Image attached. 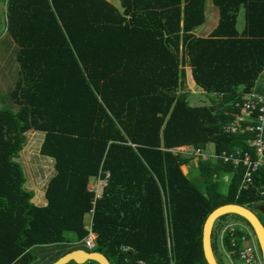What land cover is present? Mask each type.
<instances>
[{
    "label": "trees",
    "instance_id": "1",
    "mask_svg": "<svg viewBox=\"0 0 264 264\" xmlns=\"http://www.w3.org/2000/svg\"><path fill=\"white\" fill-rule=\"evenodd\" d=\"M119 1L7 0L19 77L12 106L0 107V264H35L37 246L83 242L91 213L97 245L87 251L112 264H207L208 216L264 204V164L241 190L242 167L199 159L200 187L182 171L196 157L173 152L251 150L250 135L224 128L264 70V0H211L220 20L208 38L193 32L209 0ZM187 66L213 105L192 106L182 92ZM30 131L45 134L40 154L55 162L46 207L32 203L18 162ZM97 179L107 181L98 199Z\"/></svg>",
    "mask_w": 264,
    "mask_h": 264
},
{
    "label": "built area",
    "instance_id": "2",
    "mask_svg": "<svg viewBox=\"0 0 264 264\" xmlns=\"http://www.w3.org/2000/svg\"><path fill=\"white\" fill-rule=\"evenodd\" d=\"M223 95H220L222 98ZM234 120L225 126L224 130L231 135H250L247 144L251 150L235 149L231 152L224 151L220 155L207 154L201 149L192 150L197 160H220L224 164L232 165L235 169L242 167L244 175L241 182V190H247L253 185L254 177L264 164V97L255 92L241 95L234 103ZM179 152V149L173 150ZM108 177V176H107ZM107 181L104 180V187ZM95 198L101 197L102 191L90 189ZM89 231L84 245L93 250L97 245V235L92 231V225L86 228ZM229 235L230 250L224 246V235ZM222 252L229 261H234V256L239 264H264L261 249L257 237L250 226L242 221L227 224L221 230ZM124 252L131 251L129 247H123ZM96 264V263H85ZM140 264H144L140 262Z\"/></svg>",
    "mask_w": 264,
    "mask_h": 264
},
{
    "label": "crops",
    "instance_id": "3",
    "mask_svg": "<svg viewBox=\"0 0 264 264\" xmlns=\"http://www.w3.org/2000/svg\"><path fill=\"white\" fill-rule=\"evenodd\" d=\"M110 3L115 4L117 7L121 8V3L119 0H107ZM213 5L211 0L206 3V21L203 26L197 28L193 34L198 38H208L210 34L216 29L218 26L220 15L219 10ZM238 23V18H237ZM237 28V25H236ZM238 31V29H237ZM238 33L241 35L238 31ZM186 70V79L184 85L181 87L182 92L190 93L189 102L192 106H201V105H213L214 101L212 98L216 97V95H210V99L207 98V94L199 87L196 86L193 78H192V69L191 67H185ZM200 89L197 91L193 86L194 85ZM253 92L260 94L264 97V70L260 74L258 80L255 83L253 88ZM198 93H202V98L196 97ZM206 94V95H204ZM205 96V97H204ZM207 102V103H206ZM27 141L23 148V151L20 153L18 158V162L22 165L26 182L25 189L29 192L33 193L32 203L37 207H46L48 205V200L46 197V191L50 180L56 175L55 170V162L52 158L42 156L40 154V149L44 141L45 134L37 131H30L27 133ZM191 149V147H182L179 150ZM212 148L209 147L206 150L207 154H212ZM24 158V160L22 159ZM23 160V161H22ZM229 179V177H227ZM97 180H91L90 185ZM104 189V188H103ZM264 205V204H261ZM259 205V206H261ZM258 206V207H259ZM257 207V208H258ZM256 208V209H257ZM91 216V219H87L85 217V227L88 228L92 225L93 215L87 214L86 216ZM79 247L78 250H89L84 242L81 243H73V244H55V245H43L37 246L34 248V252L37 255V260L35 264H53L57 261V259L63 257L64 253L73 249L74 247ZM58 259V260H59ZM235 261V260H234Z\"/></svg>",
    "mask_w": 264,
    "mask_h": 264
},
{
    "label": "rangeland",
    "instance_id": "4",
    "mask_svg": "<svg viewBox=\"0 0 264 264\" xmlns=\"http://www.w3.org/2000/svg\"><path fill=\"white\" fill-rule=\"evenodd\" d=\"M245 27H246L245 10L241 9L238 15L237 29L240 33H242L245 30ZM18 50L19 48L16 42L14 41L13 37L8 31L7 0H0V107L5 108L12 106L10 93L15 89V85L19 77V65L16 61ZM193 87L197 89V91H200V89H198L195 85ZM201 94L202 93L200 94L198 93L196 97L202 98L201 96H199ZM206 96L209 99L211 98L209 95ZM212 99L214 100L216 98L214 97ZM179 151L189 155L193 154V151L191 149L189 150L184 149ZM22 159L24 160L23 157ZM197 164H198V160L195 159L189 166L183 167L182 171L189 176L191 181H193L195 184L201 187L202 179L199 176ZM227 177H229L230 179L229 175H225L222 177V179L219 180V189L223 194H227L228 192L229 179ZM103 185H104V180H100V181H95L89 187L90 189L102 191V188H104ZM252 210L257 214V216L264 225V213L260 212L255 207H253ZM86 218L90 220L91 216L90 215L89 217L86 216ZM235 221H241V219L239 220L237 216L234 217L229 216L219 221L217 224H215L216 226L214 227L213 230L212 240H213L215 257L219 264H239L238 261H232V263L229 261L226 255L222 252L223 244L221 243L222 228L225 227L227 224Z\"/></svg>",
    "mask_w": 264,
    "mask_h": 264
},
{
    "label": "water",
    "instance_id": "5",
    "mask_svg": "<svg viewBox=\"0 0 264 264\" xmlns=\"http://www.w3.org/2000/svg\"><path fill=\"white\" fill-rule=\"evenodd\" d=\"M264 213V205L257 208ZM225 216H237L244 219L254 231L264 259V225L257 214L247 207L237 204L223 205L215 209L207 218L203 228V252L207 264H219L213 249V230L219 219ZM112 264L109 259L99 252L76 250L61 257L53 264Z\"/></svg>",
    "mask_w": 264,
    "mask_h": 264
}]
</instances>
